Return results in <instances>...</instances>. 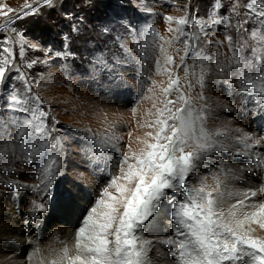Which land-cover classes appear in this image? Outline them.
<instances>
[{"label": "rangeland", "instance_id": "374dc122", "mask_svg": "<svg viewBox=\"0 0 264 264\" xmlns=\"http://www.w3.org/2000/svg\"><path fill=\"white\" fill-rule=\"evenodd\" d=\"M232 5L233 0H0L5 12L14 10L7 17L0 15V25H5L0 28V47L11 48L14 57L8 78L0 84V117H10L4 109L9 90L29 96V104L39 102L47 113L49 143L58 142L50 152H58L59 163L55 194L47 210L40 212L33 204L43 200L42 168L47 154L28 157L17 149L15 155H0V264H32L35 260L51 264L54 249L76 251V232L111 176L120 174L119 159L138 154L144 141L153 142L146 134L158 129L146 125L157 118L156 110L164 107L166 99L176 98L174 91L167 97L162 92L168 87L169 73L179 76L182 87L187 83L183 68L178 67L183 45L176 40L177 32L169 31L178 27L175 20L184 17L192 21L185 30L198 37L197 48L209 58L210 71L203 88L192 81L190 93L186 87L183 90L191 95L195 109L208 110V129L227 132L215 137L225 150L209 152L189 179L197 186L203 180L206 191L213 192L226 213L245 192L255 191L256 196L236 210L238 219L256 210L252 205L264 203V191H259L264 185V164L256 167L257 160L264 159V140L254 143L264 135V105L241 92L234 77L225 83L216 69L217 61L226 64L232 55L226 34L244 45L243 55H250L254 44L250 32L258 21L243 7L238 19L247 22L240 32L211 23L210 16L218 20L228 16ZM169 16L171 23L166 21ZM149 28L158 35L146 33ZM165 54L173 57L174 65L165 64ZM101 57L114 65L111 73L99 71V64L93 71ZM200 93L203 100L198 98ZM243 134L251 137V158L236 155L245 151L238 142ZM107 136L116 138L111 143L119 151L109 145L94 154L92 141L86 137L101 140ZM109 191L114 193V189ZM67 192L72 193L70 200L63 195ZM248 229L264 239V231L254 229L252 223L245 224ZM172 233L170 218L164 214L143 233L152 242L147 264H175L169 246L163 243Z\"/></svg>", "mask_w": 264, "mask_h": 264}, {"label": "snow or ice", "instance_id": "6c2138e0", "mask_svg": "<svg viewBox=\"0 0 264 264\" xmlns=\"http://www.w3.org/2000/svg\"><path fill=\"white\" fill-rule=\"evenodd\" d=\"M44 2L50 3V0ZM241 7L258 21V27L250 32L254 41L251 54L243 55L244 45L238 44L228 33L225 39L231 58L226 64L217 61L216 69L225 78V83L229 82L228 78L234 77L241 92L255 98L259 105H264V0H246L243 4L240 0H233L228 16L219 20L210 16L209 19L213 24L223 23L240 32L247 22L246 19H238ZM12 11L11 8L6 12L0 8V15L7 17ZM166 21L173 22V17H166ZM8 23H12V18H8ZM175 23L178 27L169 28V31H176V40L183 45L184 55L180 56L178 67L184 70L187 83L183 87L190 93L192 81L204 87L205 76L210 71L209 58L197 48L198 37L185 30L184 26L192 21L184 17L175 20ZM3 27L5 25H0V28ZM146 33L154 37L158 35L151 28ZM181 36L184 39H179ZM159 39L163 40V37ZM134 42L143 52L139 41ZM166 43L171 45L173 41ZM158 47L164 52L163 45ZM179 51L177 49V53ZM114 59L117 64L120 63ZM13 64L11 48L0 47V84L8 78L6 74L12 70ZM97 64L101 72L107 70L111 73L114 67L101 57L93 64L94 72L97 71ZM165 64L174 65L173 57L165 54ZM164 70L168 71L167 67ZM173 77L174 74L169 73L168 87L162 92L167 97L174 91L176 98L166 99L164 107L156 110L157 118L146 125L158 129L154 134H146L153 142L144 141L145 146L138 154H125L119 159L120 174L111 176L76 232L75 256L70 257L69 250L65 248L60 260L53 261V264H64L65 261L67 264H147L148 245L152 242L143 233L160 214L170 218L173 233L163 243L169 246L175 264H264V239L254 237L251 229L245 230L246 223H255L264 229V219H261L264 218V203L252 205L256 210L251 214L245 213L242 219H238L236 214V210L245 206V201L256 196V192H245L244 198L232 204L226 213L213 192L206 191L208 186L203 180L197 186L189 179L209 152L225 150L224 144L215 137L226 136L227 132L207 128L208 110L204 107L195 109L191 95L186 94L180 84L179 76ZM198 98L203 100V94H198ZM29 99V96L16 90H9L4 98V109L10 117H0V155L7 156L9 152L15 155L17 149L28 157L47 154L48 161L42 168L43 200L33 204L35 210L44 212L47 202L55 194L53 188L59 175L58 152L56 155L50 152L58 146V142L56 145L49 143L47 113L39 107V102L29 104ZM86 139L92 141L91 151L94 154L109 145L119 151L116 144L111 143L116 139L113 136L101 140L95 137ZM250 140L247 134L241 136L238 142L243 144L245 151L236 155L249 158L254 155L250 151ZM261 140H264V135L254 141L255 145H259ZM261 164H264V159H258L256 167ZM110 188L114 189V193L109 191ZM259 191H264V185ZM63 195L69 200L72 197L71 192Z\"/></svg>", "mask_w": 264, "mask_h": 264}, {"label": "bare ground", "instance_id": "6f19581e", "mask_svg": "<svg viewBox=\"0 0 264 264\" xmlns=\"http://www.w3.org/2000/svg\"><path fill=\"white\" fill-rule=\"evenodd\" d=\"M252 225H253L254 229L257 228V229H261L262 231H264V229L260 228L258 224L252 223ZM51 247L53 248L52 244H51ZM75 252H76L75 249L69 250V255H73ZM62 255H63V249L62 250H61V248L60 249H58V248L54 249L50 255V257H51L50 263L53 264V261H59ZM32 264H37V261L35 260ZM64 264H65V262H64Z\"/></svg>", "mask_w": 264, "mask_h": 264}]
</instances>
